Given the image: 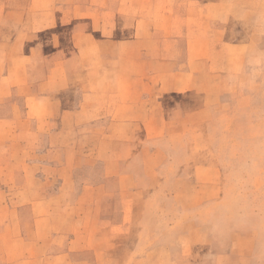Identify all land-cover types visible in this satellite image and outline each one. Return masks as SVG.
I'll return each instance as SVG.
<instances>
[{
    "label": "crops",
    "instance_id": "0c3cea01",
    "mask_svg": "<svg viewBox=\"0 0 264 264\" xmlns=\"http://www.w3.org/2000/svg\"><path fill=\"white\" fill-rule=\"evenodd\" d=\"M257 1L0 0V264L121 261L126 237L172 264L175 237L159 233L218 223L219 163L184 142L204 134L231 74L264 64ZM156 181L173 187L161 195L176 222L142 237ZM202 241L181 264L205 261ZM226 243L251 257L248 236Z\"/></svg>",
    "mask_w": 264,
    "mask_h": 264
},
{
    "label": "rangeland",
    "instance_id": "374dc122",
    "mask_svg": "<svg viewBox=\"0 0 264 264\" xmlns=\"http://www.w3.org/2000/svg\"><path fill=\"white\" fill-rule=\"evenodd\" d=\"M257 0H249V7H261ZM234 26V38L240 40L244 36V31L240 34L241 27ZM238 36V37H237ZM260 48H264V42ZM264 58V57H263ZM251 71L244 68L231 74L227 80V86L221 85L223 89V103L216 106L215 116H211L205 126L202 136L203 126H195L191 133L196 137L189 139L185 137V146L188 145L187 153L201 160L209 158V153L216 158L219 163L220 175L215 180L221 189V198L216 202L219 206L217 214V224L203 229H187L188 233L170 231V233H159L157 238L167 236L169 239L175 237L172 264H181L191 253L190 241H197L203 238L202 253L205 254V261L201 264H264V64L260 62L259 68ZM230 81V82H229ZM219 79L206 77L201 85L206 88L203 92L213 94L215 84ZM201 85V88H203ZM198 102L189 105V109L195 108ZM189 120H193L190 117ZM200 136V137H199ZM191 140V141H188ZM207 150H204V149ZM204 150V151H203ZM197 153V154H196ZM152 197L148 198L146 205L151 211L141 217L145 229L143 236L147 237L153 229L151 226L159 221L176 222V201L171 197L165 198L162 193L171 192L173 187L168 184L154 182L152 186ZM112 190L117 188L115 181L111 182ZM152 191V190H151ZM118 204L119 202L114 201ZM210 205L211 203H206ZM158 210L159 212H155ZM233 229H238L237 233ZM238 236H248L252 240L249 246L247 257H237L236 254L225 255L231 250L227 244L228 238ZM124 241V237L115 242V247H119V242ZM125 238L120 244L125 260L110 261L107 264H151L145 259V253L150 249V244L143 241L139 246H133ZM202 245V246H201ZM244 246L242 253L247 252ZM236 248H234L235 250ZM222 252V255H216ZM136 255L137 259L130 261ZM158 264H165L159 261Z\"/></svg>",
    "mask_w": 264,
    "mask_h": 264
}]
</instances>
